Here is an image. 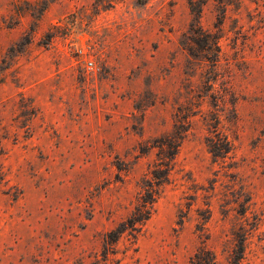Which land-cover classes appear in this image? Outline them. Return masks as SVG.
Returning <instances> with one entry per match:
<instances>
[{
	"label": "rangeland",
	"instance_id": "374dc122",
	"mask_svg": "<svg viewBox=\"0 0 264 264\" xmlns=\"http://www.w3.org/2000/svg\"><path fill=\"white\" fill-rule=\"evenodd\" d=\"M174 127L150 218L109 235ZM201 247L264 264V0H0V264H189Z\"/></svg>",
	"mask_w": 264,
	"mask_h": 264
},
{
	"label": "trees",
	"instance_id": "16d2710c",
	"mask_svg": "<svg viewBox=\"0 0 264 264\" xmlns=\"http://www.w3.org/2000/svg\"><path fill=\"white\" fill-rule=\"evenodd\" d=\"M192 4V2H189L190 8H192ZM190 31L194 34H200V36L204 35L209 39V35L202 32L198 25H192ZM200 39L201 38L192 39L191 45H187L189 52L194 50L195 45L199 46L202 43L208 44L207 39ZM217 131L218 129L213 133L215 138L214 142H212L211 140L213 139H211L207 144L209 153L216 159L224 158L230 150V142L227 137L221 135ZM182 139V135L177 132V128L174 127L171 134L154 141L155 145L151 148H157V153L156 159L153 161L149 169L150 178H145L142 181L141 192L137 198L134 211L114 231L109 233V235H113L115 238L117 236V238H119L126 230L131 229L137 231L139 229L137 226L141 227L150 218L159 194V189L168 181L169 173L173 168V162ZM240 250H242V245H240ZM215 261L213 253L201 247L190 259L189 264H215Z\"/></svg>",
	"mask_w": 264,
	"mask_h": 264
},
{
	"label": "built area",
	"instance_id": "2783aa9c",
	"mask_svg": "<svg viewBox=\"0 0 264 264\" xmlns=\"http://www.w3.org/2000/svg\"><path fill=\"white\" fill-rule=\"evenodd\" d=\"M87 66H88V67H91V66H92V64L89 62V63L87 64Z\"/></svg>",
	"mask_w": 264,
	"mask_h": 264
}]
</instances>
